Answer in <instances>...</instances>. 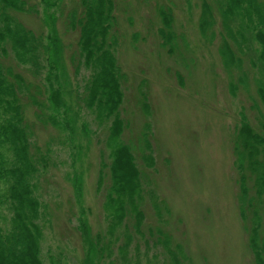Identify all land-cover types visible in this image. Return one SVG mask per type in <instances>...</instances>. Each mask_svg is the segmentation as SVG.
Instances as JSON below:
<instances>
[{"label": "rangeland", "instance_id": "rangeland-1", "mask_svg": "<svg viewBox=\"0 0 264 264\" xmlns=\"http://www.w3.org/2000/svg\"><path fill=\"white\" fill-rule=\"evenodd\" d=\"M78 1L60 0L51 13L63 46L68 80L63 92L75 120L73 132L42 125L34 115L46 110L28 105L26 97L22 99L34 133L32 142L46 158L35 180V193L42 205V263L84 264L86 249L78 230L83 211L92 234L100 236L102 246L109 250L107 261L113 264H171L169 258L172 264H253L243 228H251L256 220L264 236V211L254 219L253 207L240 215L232 153V139L242 116L256 133L264 135L260 95L264 70L258 63L252 32L242 28L238 20L230 23L236 42L227 39L221 8L214 0H113L115 18L110 37L115 40V57L124 75L119 114L127 125L121 142L132 148L141 173L138 205L144 219L139 230L133 217L112 228L104 205L110 186L109 171L104 167L109 162L108 133L78 100L89 75L79 63L78 32L69 26V14L77 11ZM30 2L37 5L39 16L17 18L34 33L46 35L50 28L43 18L49 13L45 14L40 0ZM203 2L210 6L213 17L209 41L199 34ZM161 10L172 19V47L162 46L159 36ZM224 39L237 65L230 71L224 69L219 55ZM3 64L27 81L43 85L38 98L49 105L44 74L35 80L11 57ZM143 93L147 96L145 105ZM83 125L90 131L87 136ZM144 132L152 165L139 149ZM77 175L83 183L80 201L71 182ZM246 175L247 199L252 201L254 177L250 172Z\"/></svg>", "mask_w": 264, "mask_h": 264}, {"label": "trees", "instance_id": "trees-1", "mask_svg": "<svg viewBox=\"0 0 264 264\" xmlns=\"http://www.w3.org/2000/svg\"><path fill=\"white\" fill-rule=\"evenodd\" d=\"M59 1L40 0L45 14L49 13L43 18L45 26L50 28L44 35L34 33L17 18V15L39 16L35 3L30 0H0V264H43L40 259L42 230L39 224L42 205L35 193V180L46 158L32 142L34 133L26 118L22 99L26 97L28 105L46 110L34 115L42 125L48 124L60 132H73L74 129L75 120L69 114L63 92L68 86L63 46L52 11ZM214 1L220 5L222 28L227 39L236 42L230 23L238 20L242 28L244 26L252 32L258 48V63L264 70V0ZM114 9L113 0H79L77 11L69 14V26L78 32L79 63L89 70L78 100L84 103L98 125L104 126L108 133L106 146L109 148V162L104 167L109 171L110 186L105 195L106 214L112 219V228L121 225L127 217H133L134 226L139 230L144 219L138 205L142 192L141 173L132 148L121 142L127 125L119 114L123 102L124 75L115 57V40L110 37ZM160 17L163 26L159 30L162 46L169 44L172 47L175 40L171 31L172 19L170 14L162 10ZM212 28L211 8L203 2L199 19L201 38L211 40L209 32ZM222 44L219 55L224 69L230 71L237 67L236 60L225 39ZM9 57L25 68L35 80L44 74L43 80L49 91H46L47 107L38 98L42 95L43 85L31 83L11 67H6L3 62ZM260 95L264 101L263 88L260 89ZM142 96L145 105L147 96L145 93ZM59 117L63 120H59ZM240 125L232 139L233 164L238 174L239 212L243 217L246 209L253 207L254 219L259 217V212L264 211V135L256 133L243 116ZM82 132L87 136L90 131L83 125ZM140 143L142 157L152 165L146 132L142 134ZM249 172L254 177L255 195L252 201L247 199L246 174ZM71 182L75 196L80 201L83 184L81 175L73 177ZM98 182H102L101 175ZM153 196L155 199L154 192ZM81 214L78 230L86 249L84 264H113L106 259L109 250L102 246V238L92 234L85 213L82 211ZM253 222L251 228H243L247 235V247L253 257V264H264V236L261 235L258 222ZM176 250L185 260L181 248L177 246ZM126 251L127 245H124L123 254ZM168 251L174 258L175 254Z\"/></svg>", "mask_w": 264, "mask_h": 264}]
</instances>
